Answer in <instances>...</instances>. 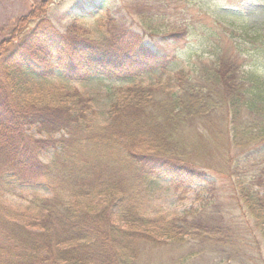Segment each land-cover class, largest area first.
<instances>
[{"label":"trees","instance_id":"obj_1","mask_svg":"<svg viewBox=\"0 0 264 264\" xmlns=\"http://www.w3.org/2000/svg\"><path fill=\"white\" fill-rule=\"evenodd\" d=\"M155 1L162 2L145 0L149 8L136 18L145 34L161 37L156 46L143 43L119 8L106 12L108 23L121 28L116 39H91L76 20L55 31L38 8L22 42L16 40L25 33L24 20L0 44V264H264L260 63H236L225 51L211 65L201 63L193 79L172 73V88L132 81L117 89L100 128L93 126V94L37 89L29 80L51 77L55 69L82 81L176 68L167 47L173 51L192 29L184 17L170 22L177 14L170 9L185 3ZM246 1L230 0L240 8ZM261 35L247 29L239 36ZM254 52L258 61L264 39ZM30 128L40 137L29 136ZM209 137L221 150H210ZM48 152L52 159L45 163L41 156ZM159 174L174 190L201 184L197 205L171 217L143 215L144 182ZM219 179L232 186L231 207ZM30 184L48 195L32 196L23 209L4 204V195L22 199L17 186ZM235 207L240 221L226 212Z\"/></svg>","mask_w":264,"mask_h":264},{"label":"rangeland","instance_id":"obj_2","mask_svg":"<svg viewBox=\"0 0 264 264\" xmlns=\"http://www.w3.org/2000/svg\"><path fill=\"white\" fill-rule=\"evenodd\" d=\"M94 1L97 3H94ZM172 1L173 0H162V2L155 1L153 3H169L172 5ZM180 1H183L186 6L180 3L177 10L171 8V13L177 11V14L170 16V22H173V19H177L178 17H184L186 20L182 23L190 25V29L192 30H190V33L184 40L171 45L173 51L167 47L175 56L174 63L176 68L171 69V71H154L151 76L147 77L134 74L129 76L130 78H107L92 75L87 80L73 81L65 79L61 76L62 74L59 75L60 71L55 69V71H53L55 74L51 77H29V80L33 82L37 89L52 90L61 87L93 94V106L96 111V115L93 118V126L95 128H100L107 120V108L109 103L116 96L117 89L127 84H132V81L133 83L142 82L143 84L157 82L162 88H172L175 86L174 82L172 83L171 81L172 73L176 74L178 72H183L185 76L193 79L198 72L196 70L199 65L201 63L202 65H211L213 63L211 61H214L220 52L227 51L228 54L232 56L231 59L239 64L245 59L248 63L253 62V64L257 65L260 63L263 67L258 68L256 71L261 77H264V55L258 58V61H256V55H254V51L258 49L260 41L264 39V0H247L243 3L241 8L232 4L230 0ZM144 2L145 0L139 3H132L130 0H114V3L108 0H0V44L10 41L11 33L17 30V22L24 20L22 28L25 29V33L21 36L20 40L19 38L16 40L19 43L22 42L27 31L29 32L35 27L37 21L30 16L33 11L38 8L43 10V20L50 23L55 31L58 29L59 32L64 31V28L68 27L76 20L82 27L91 31L90 38L94 40H100L106 34L111 36L112 39L118 37L121 28L115 29L108 23L106 12L119 8L123 11L121 19L124 17L127 23H130V29L139 33L141 39H143V43L152 46H156L159 42L163 44L164 42L161 40L160 36L155 35L150 37L149 34H145L144 28L137 23L138 19L136 18V13L141 14L149 8ZM153 3L152 6L156 9V5ZM127 6H130L131 10H129ZM132 7H135V11L132 10ZM247 29L249 33H254L255 30H259L262 35L253 40H249L245 36H239L241 33L247 31ZM126 48L127 46L125 50ZM237 50L242 51L240 56ZM168 83L171 87H167ZM165 91L168 92L170 90ZM27 134L34 138L40 137L35 128L28 129ZM191 134L196 137L198 135H205L203 132L200 134L191 132ZM210 141V137L205 141L209 145H212V147H209L210 150H221V148L215 147L216 144H211ZM232 147L234 148V146ZM233 148L232 151H236V149ZM235 153H237V151L231 153V155ZM251 154L256 155V149H252ZM209 158L217 159V156L209 155ZM256 158H258V156H256ZM51 159L52 152H48L41 156V160L45 163L50 162ZM196 161L200 162L199 159H196ZM262 169H264V167H262ZM262 178L264 180V174ZM218 181L217 188L221 193H224V204L229 207L233 206L231 201V193H233L232 186L228 185L229 183H227V180L224 181V183L222 179ZM144 185V200L141 208L142 214L148 217H156L159 215L171 217L197 205L195 195L201 184L196 183L180 190H174L170 186L169 180L159 174L148 177ZM17 188L18 195H20L22 199L17 196L4 195L2 200L6 206L15 209H23V207L27 205L28 199L32 196L48 195V192L39 189L35 184L18 185ZM260 191L264 193V188L260 189ZM239 210L235 207L234 210L226 212L232 213V216L229 215L230 218L240 221L241 219L239 218L241 217L239 215H241V212ZM191 263L193 262L189 264ZM194 263L201 264L199 262Z\"/></svg>","mask_w":264,"mask_h":264}]
</instances>
